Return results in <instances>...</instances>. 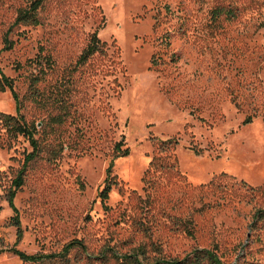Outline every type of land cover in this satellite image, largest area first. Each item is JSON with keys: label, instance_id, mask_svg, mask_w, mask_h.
Here are the masks:
<instances>
[{"label": "rangeland", "instance_id": "rangeland-1", "mask_svg": "<svg viewBox=\"0 0 264 264\" xmlns=\"http://www.w3.org/2000/svg\"><path fill=\"white\" fill-rule=\"evenodd\" d=\"M27 6L0 0V69L39 146L13 201L18 238L6 195L32 148L0 120V264H29L13 248L48 255L73 240L93 258L107 246L123 254L153 242L166 259L210 249L224 264H264V219L255 218L264 194L250 201L198 190L222 175L228 189H264V0H46L38 26L12 27ZM94 32L111 70L93 72L95 60L74 71ZM39 57L50 61L34 63ZM16 108L0 92V113L17 116ZM172 138L179 175L157 176L149 190L156 144ZM120 142L129 154L115 158ZM111 161L116 184L103 201ZM87 255L72 252L68 264H103Z\"/></svg>", "mask_w": 264, "mask_h": 264}, {"label": "trees", "instance_id": "trees-1", "mask_svg": "<svg viewBox=\"0 0 264 264\" xmlns=\"http://www.w3.org/2000/svg\"><path fill=\"white\" fill-rule=\"evenodd\" d=\"M28 6L25 9L19 10L16 16V19L12 25V27L17 25H26V26H38L39 20L37 17V12L41 8L42 4L46 0H26ZM221 12V10H219ZM217 13H219L217 11ZM11 31V28L8 30ZM5 34L4 44L5 48L3 50H8L11 48V43L8 40V34ZM106 46L104 43L100 41L98 38V33L94 32L90 35L87 46L82 51L81 55L78 57L75 65L74 71H78L86 66L94 65V61H99L97 67L94 66L95 73H108L112 66L113 61L108 58L106 54ZM40 56V55H39ZM43 60L46 63H49L50 58H37L34 60V63H39L40 60ZM33 62V61H32ZM30 62V63H32ZM36 83V78H31L30 87L33 89ZM10 91L15 103H16V112L17 116H10L0 113V120L3 122L4 126L7 128L9 135L12 138H17L18 136L24 137L30 144L32 148V152L27 154L24 159L23 167L19 171L17 178L13 182V188L7 192L6 200L8 202L9 207L14 213L12 218L13 225L17 228V237L20 238L22 235V231L20 228V221L18 210L14 206V198L18 190L24 184V174L26 172V168L28 164L34 161L39 154V146L38 142L35 139V127L27 125L23 120L22 116L19 115L20 112V101L17 93L14 89V81L4 75L2 70L0 69V92ZM251 118L248 117L245 119L244 124H249L251 122ZM157 150L158 155L154 156L152 161L149 164V168L145 174V185L149 190H155L156 187V178L157 176H178L177 163L174 156V152L176 147L178 146V140L175 138L168 139L166 141H158ZM123 142H120L115 146L114 153L115 158L127 157L129 154L128 148L122 149ZM196 155L200 154V151H196L195 149H191ZM112 161L110 163L109 168L107 169V179L105 182V187L103 191L99 194V197L106 201L108 199V195L112 189V186L116 184V179L112 177ZM225 176H221L219 178L213 179L209 184L202 185L198 188L199 193L204 198L208 195L215 196L217 193L220 195H226L229 197L235 198V193L241 194V196L249 197L250 201H253L258 198L261 194H264V189H255L248 186L244 182L235 183L230 186L228 189V184H222L221 180ZM234 187L238 190L234 191ZM233 188V189H232ZM223 199V198H222ZM145 209L152 206V200L148 196V198L144 201ZM151 205V206H150ZM204 209V207H203ZM201 209V210H203ZM255 218L258 221L264 219V208L261 210H257L255 214ZM183 231L188 236H193V222L191 220H186L183 224ZM140 230L146 231L147 227L141 223H138ZM82 252L87 255V247L80 240H73L67 243L59 253L42 255H28L24 252L19 251L16 248L10 250V252L16 256L21 262L29 263V264H43L49 261H61L64 264L69 263V255L72 252ZM88 260L94 259L103 264H108L110 262L114 264H224L217 254L210 249H194L188 255H186L182 259H166L162 256L160 248L153 242L150 244H141L136 248H131L126 253H119L114 248L107 246L104 247L98 256L92 257L87 255Z\"/></svg>", "mask_w": 264, "mask_h": 264}]
</instances>
